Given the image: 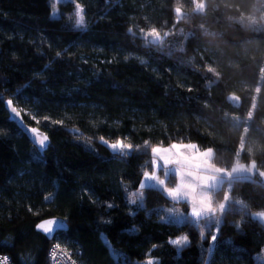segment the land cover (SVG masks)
<instances>
[{
    "label": "trees",
    "instance_id": "obj_1",
    "mask_svg": "<svg viewBox=\"0 0 264 264\" xmlns=\"http://www.w3.org/2000/svg\"><path fill=\"white\" fill-rule=\"evenodd\" d=\"M195 3L0 0V253L12 264H48L52 242L79 264H264L258 173L230 181L214 233L206 219L165 222L162 207L174 202L158 189H143V208L128 203L153 145L194 142L221 168L254 161L264 171V0ZM151 28L170 34L152 43ZM6 98L48 134L43 153L9 119ZM101 137L134 147L122 155ZM48 217L68 229L48 239L35 229ZM180 234L188 243L178 253L170 240Z\"/></svg>",
    "mask_w": 264,
    "mask_h": 264
},
{
    "label": "rangeland",
    "instance_id": "obj_2",
    "mask_svg": "<svg viewBox=\"0 0 264 264\" xmlns=\"http://www.w3.org/2000/svg\"><path fill=\"white\" fill-rule=\"evenodd\" d=\"M54 3L57 2H65L67 0H52ZM204 7V0H196L195 8L201 10ZM180 16L181 12L177 11ZM55 15L57 12L55 11ZM262 19L264 22V14L262 15ZM257 19L255 17H251L249 19L250 22H255ZM159 32L160 42H162L166 37L169 36L168 32ZM144 37L152 41L153 38L146 37L144 33ZM112 143V142H108ZM154 146H162L165 149H170V161L165 164L163 161L156 155L153 154L152 148ZM175 146V147H174ZM151 154L153 156V166L152 169L148 172L155 171L157 173L158 180L163 181L162 185H158L155 182H148L146 187H151L158 189L163 196L172 200L170 206H163V215L165 219H167V210L171 209L176 214H182L185 219L192 221L190 217V203L193 198L196 199L197 202L203 200L206 204H210L211 208L209 209V216L214 218V223L202 222L203 227L208 228L211 227L213 233L217 228V224L220 223L222 214L226 209L227 202L230 198L229 195V185L230 181L234 177H247L251 178L255 173H258L260 177L264 180V171H261L257 168L254 161L250 162H241L236 160L233 165L229 169L221 168L213 163L212 148H199L194 142H173L170 145H153L150 149ZM173 175L174 181L170 183L169 177ZM144 179V177H143ZM142 179V180H143ZM205 180L207 182H205ZM226 181L225 190L223 195L219 200L214 199V192L222 185L223 181ZM177 185H192L193 187L182 186V192H187L190 195L187 197L188 200H173L168 197L167 193L164 189L174 188ZM136 192H142L143 202H144V194L143 190H139ZM134 193V192H132ZM131 193V194H132ZM131 194L129 198H131ZM181 202H186L187 204V212L183 210V204ZM264 213L263 211L253 212L252 216L259 220H263L264 216L260 214ZM197 224V223H196ZM202 227V229H203ZM178 236H184L182 234L176 235L172 238L175 239ZM259 260L263 259L264 263V253L261 254ZM147 259L142 264H147ZM152 260V259H151ZM262 261V260H261Z\"/></svg>",
    "mask_w": 264,
    "mask_h": 264
},
{
    "label": "snow or ice",
    "instance_id": "obj_3",
    "mask_svg": "<svg viewBox=\"0 0 264 264\" xmlns=\"http://www.w3.org/2000/svg\"><path fill=\"white\" fill-rule=\"evenodd\" d=\"M76 17L75 20V28L76 29H83L85 27V16L83 15V7L81 4L77 3L76 5ZM131 31V29L129 30ZM144 31L143 29L141 30ZM146 37H151L152 43H159L160 42V36L159 32L155 28H151L145 33ZM59 55V53L57 54ZM141 63H144L142 60ZM6 108L10 113V119L13 120V122H19V125L23 128V130L30 134L33 141L39 145V148L42 150L46 149L48 146L49 137L46 133H42L41 129L39 127H29L24 123L23 116L21 111L13 106V100L8 99L6 101ZM26 114V113H25ZM33 121L37 120V117L33 115L31 117ZM56 123H62V121H56ZM100 142L104 144L105 146L109 147L113 151H119L122 155H128V152L125 150H132L133 144L130 142H125L122 139H117L115 142L108 143L104 140L103 137L100 138ZM147 143V142H145ZM139 147V146H137ZM175 147V146H174ZM152 152L154 155L158 156L163 163L167 164L170 161V149H165L162 146H154L152 148ZM144 179L140 182L139 188L143 190L146 185H148V182H155L158 185H162L163 181L158 180L157 173L155 171L148 172L145 171L143 173ZM205 182H207L205 180ZM182 186L186 187H193L192 185H177L174 188H168L164 189V191L167 193L168 197L172 198L173 200H188L187 197L190 195L187 192H182ZM50 198V197H49ZM128 203L136 204L139 208L144 207L143 203V195L142 192H134L131 194V198L128 200ZM111 206V205H110ZM211 208L210 204H206L203 200L197 202L195 198L192 199L190 203V217L192 218L194 223H199L202 220H208L209 223L211 222L210 216H209V209ZM261 216H264V213L260 214ZM162 219H165L162 217ZM185 217L182 214H176L173 210L169 209L167 210V219H165V222H172L175 224H182L184 222ZM54 226L55 228L61 229V230H67L68 225L65 220H59L56 218L52 219H45L42 220L40 223L36 224L37 230L41 231L44 234H47L50 238L52 237L54 233ZM218 231V230H217ZM201 236H203V232H201ZM217 239V234L211 236V242H215ZM171 244H174L178 246V253L181 246H185L188 243V236H178L173 240H170ZM61 245L57 243L52 250V255L55 257L56 250L60 249ZM0 264H8V258H0ZM147 264H158V262L153 261L149 259L147 261Z\"/></svg>",
    "mask_w": 264,
    "mask_h": 264
},
{
    "label": "built area",
    "instance_id": "obj_4",
    "mask_svg": "<svg viewBox=\"0 0 264 264\" xmlns=\"http://www.w3.org/2000/svg\"><path fill=\"white\" fill-rule=\"evenodd\" d=\"M56 244L57 242H52L46 251L48 264H79L75 260L71 252L62 246L60 249L56 250V255L55 257H53L52 250L54 249ZM4 257L8 258V264H12L9 255L5 253H0V258H4Z\"/></svg>",
    "mask_w": 264,
    "mask_h": 264
},
{
    "label": "water",
    "instance_id": "obj_5",
    "mask_svg": "<svg viewBox=\"0 0 264 264\" xmlns=\"http://www.w3.org/2000/svg\"><path fill=\"white\" fill-rule=\"evenodd\" d=\"M8 99H10V98H6L5 100H4V106H5V109L7 110V108H6V101L8 100ZM227 100L233 105V106H236V107H238L239 106V103H240V100H239V98L238 97H236V96H234V95H229L228 97H227ZM13 106H15L14 104H13ZM16 107V106H15ZM7 112H8V115H9V119H10V113H9V111L7 110ZM11 120V119H10ZM23 120H24V118H23ZM11 121H13V120H11ZM17 126H18V128L26 135V137L28 138V140L36 147V149L40 152V153H43L46 149H47V147H46V149H44V150H42L41 151V149L39 148V145L38 144H36L34 141H33V139H32V137H31V135L30 134H28V133H26L24 130H23V128L19 125V122L17 121V122H14ZM24 123L26 124V125H28L29 127H38V126H33V125H30V124H28L27 122H25V120H24ZM41 129V128H40ZM41 132L42 133H46L45 131H43L42 129H41ZM47 134V133H46ZM48 135V134H47ZM49 137V136H48ZM50 144V139H49V141H48V145ZM52 218H56V219H59V220H65L64 218H61V217H48V218H44V219H42V220H45V219H52ZM42 220H40V221H38L37 222V224L38 223H40ZM66 221V220H65ZM67 223V222H66ZM68 225V224H67ZM35 229L37 230V228H36V225H35ZM68 229V228H67ZM37 231H39V230H37ZM62 231H66V230H61V229H58V228H55V226H54V233H53V235H52V237L50 238L47 234H44V233H42L41 231H39V232H41L42 234H44L48 239H52L53 238V236L57 233V232H62Z\"/></svg>",
    "mask_w": 264,
    "mask_h": 264
},
{
    "label": "crops",
    "instance_id": "obj_6",
    "mask_svg": "<svg viewBox=\"0 0 264 264\" xmlns=\"http://www.w3.org/2000/svg\"><path fill=\"white\" fill-rule=\"evenodd\" d=\"M260 221H262L263 222V220H260ZM264 223V222H263Z\"/></svg>",
    "mask_w": 264,
    "mask_h": 264
}]
</instances>
